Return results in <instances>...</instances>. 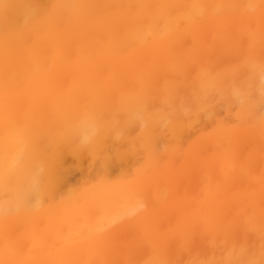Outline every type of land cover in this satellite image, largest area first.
I'll return each mask as SVG.
<instances>
[{"label":"bare ground","instance_id":"bare-ground-1","mask_svg":"<svg viewBox=\"0 0 264 264\" xmlns=\"http://www.w3.org/2000/svg\"><path fill=\"white\" fill-rule=\"evenodd\" d=\"M0 264H264V0H0Z\"/></svg>","mask_w":264,"mask_h":264},{"label":"rangeland","instance_id":"rangeland-1","mask_svg":"<svg viewBox=\"0 0 264 264\" xmlns=\"http://www.w3.org/2000/svg\"><path fill=\"white\" fill-rule=\"evenodd\" d=\"M236 108H237V107L234 106L233 111H234V110H237ZM137 132H139V129H138V130L135 129V132L133 131V135H135V133H137ZM137 134H138V133H137ZM75 163H76L75 160H70L69 164H70L71 168H77V167L75 166V165H76ZM72 164H73V165H72ZM85 164H86V165H89V164H90V160L88 159V160L86 161ZM74 166H75V167H74ZM72 170H73V169H72ZM74 170H75L76 172H75ZM74 170H73V174H72V172L70 173V174H72V175H70V174H69L70 176L68 175V177H69L68 179H71V180H72V181L70 180V182H69V184L72 183L71 185H75V184H77V183H78V180H79V177L82 176L81 173L83 174V171L81 172V171H80V170H81L80 168H79V170H78V168H77V170H76V169H74ZM82 170H83V169H82ZM119 170H120V169L117 168V170L115 169L114 172H115V173H118ZM80 172H81V173H80ZM73 177H74V178H73ZM76 180H77V183H76ZM68 181H69V180H68Z\"/></svg>","mask_w":264,"mask_h":264}]
</instances>
